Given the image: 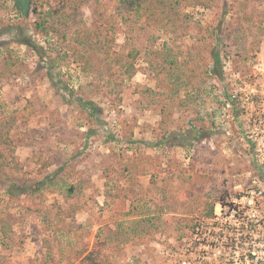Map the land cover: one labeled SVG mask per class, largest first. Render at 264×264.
Returning <instances> with one entry per match:
<instances>
[{
	"label": "rangeland",
	"instance_id": "374dc122",
	"mask_svg": "<svg viewBox=\"0 0 264 264\" xmlns=\"http://www.w3.org/2000/svg\"><path fill=\"white\" fill-rule=\"evenodd\" d=\"M72 1L64 16L47 4L61 0H0V130L11 171L44 184L0 183V264H80L92 250L170 264L197 224L205 264H264V242L214 256L219 230L203 225L264 171V0Z\"/></svg>",
	"mask_w": 264,
	"mask_h": 264
},
{
	"label": "built area",
	"instance_id": "2783aa9c",
	"mask_svg": "<svg viewBox=\"0 0 264 264\" xmlns=\"http://www.w3.org/2000/svg\"><path fill=\"white\" fill-rule=\"evenodd\" d=\"M231 102L237 99V95L230 96ZM257 178V177H254ZM259 179V178H258ZM253 186L237 200L239 208H228L225 204H217L214 216L207 218L203 225L215 226L219 235L214 237L216 245L214 256L230 257L232 253L240 252V231L246 229L248 234H253V248L258 242H264V216H261V205L264 204V182L259 179L253 181ZM260 182L262 185L260 186ZM240 206H244L243 213H239ZM263 218L262 220L260 219ZM221 220V223L217 222ZM202 224H197L194 233V241H190L185 247L169 249L166 252L170 264H205L210 258L208 252L213 245L204 243L201 234ZM249 243V242H248ZM215 245V246H216ZM227 248L229 251H227ZM233 250V251H231ZM258 249L248 250L249 256L256 257Z\"/></svg>",
	"mask_w": 264,
	"mask_h": 264
},
{
	"label": "trees",
	"instance_id": "16d2710c",
	"mask_svg": "<svg viewBox=\"0 0 264 264\" xmlns=\"http://www.w3.org/2000/svg\"><path fill=\"white\" fill-rule=\"evenodd\" d=\"M48 5L51 6V8H54L53 14H57V15H66L67 11L66 8L71 9L72 13L75 14V12L79 9L78 5H76L75 3H73L72 0H61V5L59 7H54L52 6L49 2L47 3ZM16 8L24 13V9L22 8V6L16 2ZM47 22V21H45ZM44 31H47L46 28H44ZM22 43L24 44H29L28 40H23ZM210 58L212 60V62L214 63L213 66V70H211L210 74L213 75L214 77H218V78H222L223 74H222V70H223V63H222V58L220 56V51L217 47H213V49L210 51ZM130 69V71H129ZM134 71V72H133ZM127 72H129L130 75H133L137 72V69H133L132 65H129L127 68ZM166 71H159L158 75L160 76V74L165 73ZM168 76H170L171 80L173 79L174 75L173 73L168 74ZM179 77H175V79H173V83L175 81L180 82ZM167 79H160V82H167ZM197 94H199V92H197V90H195ZM229 101H231V97H228ZM90 105V104H89ZM91 116H94L91 114ZM190 132H195V134L199 135V140H204V139H208L210 138V131L209 129H204V128H199V127H191ZM249 149L250 151L256 150V145L253 143H250L249 145ZM17 160L16 155H15V147H14V143L11 141L10 137L8 136V134H2V130H0V183H8L10 184V188L12 187H18L21 192L25 193L27 191H39L41 189V186L44 185L43 183H35L33 185H31V188L26 187L27 184L26 181L22 178L16 175V172H12L11 170L12 167H10L11 164L15 163ZM50 163L47 161L46 165H49ZM46 167V166H45ZM7 168H10L9 170H7ZM19 169L16 166V170ZM252 172L254 177H257L259 179H261L264 182V171H260V169L254 168V170L250 171ZM30 189V190H29ZM11 189H9V193L12 192L10 191ZM223 200L218 199L217 202H215V204L213 205V207L210 209L209 213H207V218H211L214 216V212H215V207L217 204H222ZM253 239V234H248V232L246 231V229H242L240 231V244H247L249 242V240ZM104 255H102L101 252L98 251H90L87 253V255H85L84 257L81 258V263L80 264H108L109 260L107 261L106 259V263L104 260Z\"/></svg>",
	"mask_w": 264,
	"mask_h": 264
},
{
	"label": "crops",
	"instance_id": "0c3cea01",
	"mask_svg": "<svg viewBox=\"0 0 264 264\" xmlns=\"http://www.w3.org/2000/svg\"><path fill=\"white\" fill-rule=\"evenodd\" d=\"M49 163H50V164H49V168L52 167V166H54V165H53V163H54L53 161H49ZM52 177H53V176H52ZM79 211H80V210L76 211L75 215H76ZM69 218H70V217L68 216L67 219H69Z\"/></svg>",
	"mask_w": 264,
	"mask_h": 264
}]
</instances>
